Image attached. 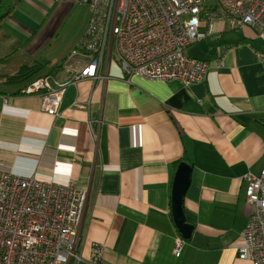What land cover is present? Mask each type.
<instances>
[{
  "label": "crops",
  "instance_id": "obj_1",
  "mask_svg": "<svg viewBox=\"0 0 264 264\" xmlns=\"http://www.w3.org/2000/svg\"><path fill=\"white\" fill-rule=\"evenodd\" d=\"M90 16L79 0H22L1 25L0 74L22 58L18 70L49 62L39 77L69 81L88 58L55 63L48 52L66 26L78 28L66 54L75 51ZM186 53L208 64L199 83L128 80L105 51L98 78L67 84L55 116L38 94L0 85V172L87 191L78 264L96 250L97 264H251L237 248L253 210L245 177L264 166V43L220 16ZM180 163L191 167L185 240L171 212Z\"/></svg>",
  "mask_w": 264,
  "mask_h": 264
},
{
  "label": "built area",
  "instance_id": "obj_2",
  "mask_svg": "<svg viewBox=\"0 0 264 264\" xmlns=\"http://www.w3.org/2000/svg\"><path fill=\"white\" fill-rule=\"evenodd\" d=\"M90 20L73 51L88 58L86 66L60 83L51 76L27 83L20 93L38 94L44 111L57 115L67 84L98 78L104 52L114 55L128 80L199 83L205 61L186 50L213 33V21L224 17L233 29L248 27L264 43V0H79ZM245 199L253 208L245 225L237 258L264 264V166L245 177ZM87 191L73 184H46L0 172V264H78L79 230ZM184 240L175 239L174 255ZM91 264L99 263L93 252Z\"/></svg>",
  "mask_w": 264,
  "mask_h": 264
},
{
  "label": "water",
  "instance_id": "obj_3",
  "mask_svg": "<svg viewBox=\"0 0 264 264\" xmlns=\"http://www.w3.org/2000/svg\"><path fill=\"white\" fill-rule=\"evenodd\" d=\"M191 167L187 163H180L176 169L171 186V212L175 226L185 239H189L193 226L187 222L183 200L190 183Z\"/></svg>",
  "mask_w": 264,
  "mask_h": 264
},
{
  "label": "trees",
  "instance_id": "obj_4",
  "mask_svg": "<svg viewBox=\"0 0 264 264\" xmlns=\"http://www.w3.org/2000/svg\"><path fill=\"white\" fill-rule=\"evenodd\" d=\"M21 1L22 0H0V29L3 21L17 8ZM48 64L49 62H35L21 67L20 70L11 75L0 74V85L24 87L30 81L38 78Z\"/></svg>",
  "mask_w": 264,
  "mask_h": 264
},
{
  "label": "rangeland",
  "instance_id": "obj_5",
  "mask_svg": "<svg viewBox=\"0 0 264 264\" xmlns=\"http://www.w3.org/2000/svg\"><path fill=\"white\" fill-rule=\"evenodd\" d=\"M77 29V27L72 26L62 27L59 32L55 35L54 40L52 41L53 45L48 52L50 54V57L55 61V63L63 61L66 56L68 57L65 59V61H67L71 57L73 52L72 50L68 55L66 53L70 46H72L74 38L77 35ZM21 59L22 58H17L14 60V64H11L10 69L7 71L9 72L8 74L14 73L18 70L20 66L18 62H20ZM13 87L16 88L18 86Z\"/></svg>",
  "mask_w": 264,
  "mask_h": 264
}]
</instances>
